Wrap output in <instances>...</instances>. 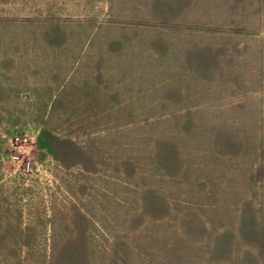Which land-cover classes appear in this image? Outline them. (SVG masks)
Here are the masks:
<instances>
[{"label": "rangeland", "instance_id": "rangeland-1", "mask_svg": "<svg viewBox=\"0 0 264 264\" xmlns=\"http://www.w3.org/2000/svg\"><path fill=\"white\" fill-rule=\"evenodd\" d=\"M75 1L0 0L1 23L31 12L46 15L43 29L75 27L33 41L64 43L66 58L74 47L77 62L41 70L32 95L0 87V264H264V40L243 83L189 86L176 101L170 86L133 77V46L113 57L122 84L91 62L101 42L87 17L55 16L107 6ZM240 4L264 33V0ZM14 48L0 36V54Z\"/></svg>", "mask_w": 264, "mask_h": 264}, {"label": "crops", "instance_id": "crops-1", "mask_svg": "<svg viewBox=\"0 0 264 264\" xmlns=\"http://www.w3.org/2000/svg\"><path fill=\"white\" fill-rule=\"evenodd\" d=\"M102 2L107 7L100 13L90 12V8H87L86 11H77L73 15L70 12H60L62 14L55 18L87 17L84 22L90 29L88 33L95 35L101 42L97 44L96 51L92 50L93 53L91 49L88 50V59L92 62L99 57L104 68L115 74L118 84H122L125 77L119 70L126 66L114 63L113 57L120 54L122 46L124 48L128 45L140 51V60L134 66H127L136 69V73L140 75L133 76L138 79L137 82L144 84L149 79V84L168 85V94L179 95L176 101L189 100L184 96L191 91L189 86L240 84L244 82L240 79L255 72V54L258 48L261 49L259 46H263L264 33L256 32L255 15L248 13L249 7L243 8L241 5L244 4H240V0ZM75 4L90 5V0H76ZM112 4L118 5L119 13L106 11ZM31 14L33 13L26 14L29 16L27 20L0 22V36L12 34L16 47L11 53L0 54V87L3 86L5 90L2 92L7 94L15 93L20 86H25L27 91H23L24 95H32L36 93V87H43L42 77L47 73L42 75L41 70L75 68L77 65V62L67 59L74 47L68 50L69 55L66 58L62 54L64 43L57 46L46 41L43 43L41 39L33 41V38H42L46 32L51 35L56 32H71L74 36L75 27H64L57 20L52 26L48 24V29H43L42 20L40 19L41 23L37 20L45 18L46 15L37 18L42 14ZM30 15L36 18L35 21ZM113 16L125 18L129 23H117L111 19ZM92 17L99 18L100 24L88 22ZM250 22L251 31L248 26ZM82 28L86 31L85 27ZM76 52L83 53L84 48L78 47ZM252 54L254 55L251 56ZM72 58L75 59V56ZM249 61L253 62L251 72L248 71ZM239 70H244L245 75L236 77ZM8 97L4 96L2 100H7ZM17 98L31 100L30 97ZM191 100L193 101L192 98Z\"/></svg>", "mask_w": 264, "mask_h": 264}, {"label": "built area", "instance_id": "built-area-1", "mask_svg": "<svg viewBox=\"0 0 264 264\" xmlns=\"http://www.w3.org/2000/svg\"><path fill=\"white\" fill-rule=\"evenodd\" d=\"M24 141H26V139H24ZM16 149L20 150L19 145H16ZM14 159H17V158H14ZM28 169H29V163L26 164V170H28Z\"/></svg>", "mask_w": 264, "mask_h": 264}]
</instances>
